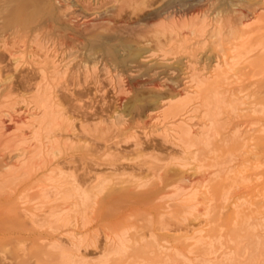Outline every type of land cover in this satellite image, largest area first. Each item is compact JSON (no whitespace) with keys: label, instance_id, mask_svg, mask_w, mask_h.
<instances>
[{"label":"bare ground","instance_id":"1","mask_svg":"<svg viewBox=\"0 0 264 264\" xmlns=\"http://www.w3.org/2000/svg\"><path fill=\"white\" fill-rule=\"evenodd\" d=\"M21 1L24 2L23 4H25V6L19 5ZM157 1L158 0H154L152 2L156 3ZM123 2L124 0H79L71 5L68 0H0V55L2 54L3 56V54H5L9 61L13 63L12 67L15 70L24 65L32 67L30 73L32 77L30 75V77H28L30 70H19L16 80L22 83L23 87L24 85L26 86V89L30 92V101L34 106V111L41 116L38 120L28 122L23 121L22 118L20 120L13 119L9 124L4 125L0 122V150L3 148L1 145L2 138L10 133L13 128L18 132L23 129H34L30 137V141L34 146L33 151L28 150V147V149H24V142L18 143L14 148L16 152L14 158L23 159L20 169L21 172L11 169L10 166L4 162L0 164V167L3 169L0 173V192L6 190L13 191L20 178H24V180L28 181L32 177L33 179L35 177L36 181L33 186H30V189L34 193L31 196L30 202L34 203V208L32 212L24 211L31 225L29 226L36 229H45L50 235H54L56 232L59 233L60 229L72 230L66 232L64 240L57 239L44 243L42 254L45 257L46 264H125V260L137 259L139 257V255L138 257H131L133 255L131 254L128 258L129 251L134 249L137 242L135 243L127 238V234L129 233L120 227L117 229L112 228L108 234H105L102 247L97 245V239L95 237L89 238L86 234L75 233V230L84 232V230L91 226L92 220L90 212L92 211V207H94L92 206V200L97 195H101L108 188V185V189H110L111 185L109 183L111 182V178L107 176L89 177L90 185L88 188L83 189L84 187H81L76 179L62 173L58 169L48 168L45 161V164L44 162H42V164H37V160L42 156L40 146L43 144V141L48 142L49 153L52 156H56L61 150H69L71 148L78 150L82 149L80 146L81 141L76 139L77 137L75 138L73 133L74 126L70 124V120L66 116V107L68 110L70 106L72 110L73 108L75 111L77 110V114L79 113L80 116H78L82 120L79 129L80 134L97 138L101 136L104 137V135L110 132H116L119 135H123L124 132H130V130L124 127L125 122L121 115L115 110L104 116L98 114V112L96 114V112L93 111V113H87L82 106H76L75 103L78 102V100L82 101V99H79V97L75 99L79 95L74 97L75 93H72V87L78 86L79 83L76 82L77 84L75 85L71 77L68 80L70 73H68L70 69L68 65L73 62L78 55L80 56L82 54L81 50L84 51L85 49L91 50L92 48H96L103 60L101 65L103 66L104 64L103 67L105 69L106 67H110L113 70L115 69V74H117V68H119L120 61H122L124 57L128 58L127 64L145 66L151 69L153 67L147 64L148 61L141 60H146L147 57H149L147 54H155L157 55L156 60L163 67L167 65V62L172 60L168 57L173 56L176 51L181 50L183 46L191 40L198 41L212 38L225 39L224 48L214 57L211 70L202 73L203 71L198 69L197 64L191 60L193 56L188 55V60L182 64L183 69L181 75H183V78H181L180 83L182 87L181 91L173 92L167 97L170 101L169 104H164L165 99L160 97L161 99L158 98L157 102L155 101L156 103L144 108L145 112H149L168 107L173 112V115H171L172 117H170L174 120L172 123L164 122V120L154 121V127L158 137L165 143H169L172 146L171 152L174 153L171 158V163L175 168L173 170L175 173V181L172 179V185L165 186V184V187L163 186L164 188L156 194V197L159 196L157 200L165 202L163 203L165 214H162L159 218V227L160 231L166 232L168 230L167 222H165L166 220L176 224H185L188 221H197L198 219L196 212L199 205V191L205 188V186H203L204 182L199 180V175L202 174L200 170L203 167L201 166L202 164H199L202 159L199 158V153V156L195 154V156L193 155L190 159L187 156L192 149L202 148V150L206 151L209 149L213 138L212 132L216 129V119L222 114L224 106L226 107L225 110L230 113H235L236 111L235 107L237 106V101L232 95L227 97L225 93H221L219 91V88H221L220 85L223 84L227 80V76L237 68L246 69L256 67L258 73L264 71V0H167L166 3L160 7H150L149 5L153 6L154 4L149 3V5H145V7L140 10H135V8H133L132 11L129 12L122 9ZM134 2L137 6H140L141 3L142 5L147 4L143 0H134ZM216 2L225 10L222 16L209 13L210 7H213V4ZM72 7L79 8V10L77 11L76 9V11H71ZM118 34L138 36L147 34L157 42V45L150 49L147 48L149 42L145 41L142 47L133 50L129 44L124 43V41L117 36ZM23 43H27L25 46H27L26 51H30L29 55L27 53L28 51L22 52L20 50H15L19 44ZM3 60L6 59L0 57V66L3 64ZM26 60H29L30 63L28 64ZM82 60L80 59V61ZM86 64L87 63L83 60L81 67H77L75 72H73L76 74L81 70L84 72L83 74L86 75L90 72V70L86 69ZM153 64L157 63L153 62ZM160 65H157V67H160ZM96 66H98L97 63L94 64L92 70H94ZM0 69H2V67H0ZM130 69L129 67L128 70ZM257 70H255L254 73H256ZM108 72L111 73V71ZM149 72H152V69ZM11 80L12 78H0L2 93L3 91H8L10 93L14 83ZM112 81H114V79L111 78L110 82ZM151 90H153V88H151ZM153 96L154 94L152 97ZM199 97L202 99L201 106L204 110L201 116L202 123L198 125L199 128L194 131L196 123H193L194 117L191 115L193 112H191L189 108ZM260 105L259 107L254 106L252 110L254 115H264L262 107L264 105H261L262 108H260ZM28 112L29 110L27 109L24 114ZM29 115L31 116V114ZM257 120L259 119L257 118ZM259 134H264V128L261 127L257 130V135ZM143 136L147 138L148 134L143 132ZM130 137L136 139L134 143L135 149L139 148L141 139L139 134L132 133ZM234 139L231 144L238 141ZM254 140L258 141L257 137H255ZM227 142L225 140L223 143L226 144ZM222 148L225 149L223 146ZM234 148H236V146ZM224 149L219 150L223 151L220 152L221 154H225V151L227 154V149ZM241 150H239L240 153ZM206 151H204V153L207 154ZM202 153L203 151L201 155L204 160V155L206 154L203 155ZM214 153H216V151H214ZM216 154L219 155V153ZM207 156L209 160L211 155ZM112 157L113 156H111L108 151H105L103 158L106 161H109ZM214 158H212V160ZM255 158L258 159V162H256L258 164L253 163L257 165L253 167H256V171L258 170L256 176L261 179L258 185L257 195L262 202V200H264V153L261 156H255ZM208 160L205 159L206 162L203 161V163L207 165L206 163ZM189 161L196 162L198 165L189 168L191 167ZM231 162V156L215 160V163L212 165V168L216 169L214 178L217 179L216 176H222ZM138 168L140 171L144 168L148 171L151 170L146 163L139 165ZM39 170H45V174L36 177ZM125 170L127 171V169ZM191 171L192 175L190 176L194 177L193 180L196 181V183H193L190 177L185 176L187 172ZM241 174L242 171H228L227 175L231 176L230 178L226 176L227 179L225 182L229 183V185L220 189L221 192L216 194L217 201L226 202L230 199L231 189H233L236 184L238 185L243 182V174L242 176ZM119 177L124 178L131 176L123 172ZM133 178L136 179L137 182L138 180L145 181L138 184L134 190L144 189V187L150 185L149 179L147 180L148 176H133ZM216 181L217 180H215L214 184ZM223 181L224 180H222V182ZM128 182H133L132 178L129 179ZM133 185L134 184H132V187ZM219 185L217 182L216 187H220ZM214 186L215 185H213V187ZM166 188H169L170 191H165ZM16 189L17 188H15V190ZM218 189L217 192L220 191ZM153 191L155 190H152V193ZM214 192V189H212L211 193ZM132 193L133 195L149 196H146L147 193L144 192V190L143 192ZM149 193L150 192H148V194ZM28 197H26L27 200H29ZM213 202L211 201V205ZM216 203L217 202H215V205ZM211 205H206L203 214L204 218H208L216 213L213 208L214 204L213 206ZM234 208L237 211L236 215H238L240 213L238 212L239 210H237L239 209L238 205H235ZM240 219L239 215L236 216L235 223L237 221L240 223ZM244 219H242L243 222H241L243 223V228L245 227L244 222H246ZM147 224H149V222ZM189 225H191V223ZM247 227L248 224L245 228ZM250 230L248 231L250 232ZM202 233L203 231L201 230L192 231L191 235L185 236V240L191 242L190 250L202 248L205 250V253L201 256L207 257L213 254L211 251L214 250L213 246L216 244L212 245L215 243L214 240V243H212V238L208 239L204 237ZM245 234L248 235L247 232ZM245 234L243 235L245 236ZM247 239H249L248 236ZM246 241L248 242L247 245H249V241ZM8 244L10 245V243ZM152 244L151 246H153ZM257 245L256 247L254 245L255 248L252 247V249H247L245 252V261L248 262H244L245 264H250L256 260L257 254H259L257 251L260 250H256ZM250 246H253V244ZM9 249L7 245L4 246V244L2 245L0 243V262L4 261L5 257L10 253ZM242 249L245 250V248ZM21 252L23 251L21 250ZM242 253H244V251ZM89 254L98 256L96 258H90ZM239 254L240 253H238L237 256H239ZM200 263L208 264V259L202 262L200 260ZM131 264L157 263L153 262L152 259H146L145 261L133 262Z\"/></svg>","mask_w":264,"mask_h":264},{"label":"rangeland","instance_id":"2","mask_svg":"<svg viewBox=\"0 0 264 264\" xmlns=\"http://www.w3.org/2000/svg\"><path fill=\"white\" fill-rule=\"evenodd\" d=\"M76 1L79 0H68L71 5ZM143 1L147 4L142 5L141 3L140 6H137L134 0H124L122 3V9H125L127 12L132 11L133 8H135V10H140L145 7V5H149V3L154 4L153 6L149 5L150 7L156 8L164 5L167 0H158L156 3L152 2L154 0ZM23 3L24 2L21 1L19 5L25 6ZM76 9L77 11L79 10V8L72 7L71 11H76ZM224 12L225 10L217 2L213 4V7H210L209 11L210 14L213 13L218 16H222ZM117 36L122 39L124 43L129 44L133 50L142 47L145 41L149 42V46L147 48L151 49V47L153 48L157 45V42H155L147 34L141 36L118 34ZM23 44H19L15 50L25 52L27 47L25 45H27V43ZM224 44V38H212L198 41L191 40L190 42L186 43L181 50L176 51L173 56L168 57L172 60L167 62V65H164L163 67L156 60L157 55L147 54L149 57L145 55L147 59L141 61H148L147 64L153 67L151 68L152 72H149L151 69H148L145 66L127 64L128 58L124 57L122 61H120L119 68H117L118 71L116 70L118 73L115 74V69L113 70L110 67H106L105 69L103 67L104 64L103 66L101 65L103 60L96 48H92L91 50L85 49L84 51L81 50L82 54L80 56L78 55L77 58L68 65L70 68L68 70V73L70 72L68 80L71 77L73 78L72 82L75 83V85L79 83L78 86L72 87V93H75L74 97L79 95L75 99H78V97L79 99H82V101L78 100V102L75 103L76 106H82L87 113L96 112L97 114L98 112V114L104 116L115 110L119 115H121L123 121L125 122L124 127L130 130V132H124L123 135H119L116 132H110L109 134L104 135V137L101 136L97 138L90 135L80 134L79 129L82 120L79 117V113L77 114V110L75 111L74 108L72 110V107L70 106L68 110L66 107V116L69 118L70 124H73L74 126L73 133L75 138L77 137L76 139L81 141L80 146L82 149L78 150L71 148L69 150H61L56 156H52L49 153L48 142L43 141V144L40 146L42 156L37 160V164H42V162L45 161L48 168L58 169L62 173L68 176L70 175L76 179L77 183H80V186L84 187L83 189L89 187V177L107 176L111 178L110 181L112 183H109L111 185L110 189H108V185V188L101 195H97L92 200V206L94 207H92V211L90 212V217L92 220L91 226L84 230V232L75 230V233L86 234L89 238L95 237L97 239V245L102 247L105 234H108L110 229H117L119 227L124 229L127 233H129L127 234V238L134 241L135 243L137 242V245L134 247V249L129 251L128 258L131 256V254H133L131 257H138L139 255V259L125 260V264L141 262L145 261L146 259H152L153 262H156L157 264H202L200 263V260L202 262L203 260L207 261V259L208 264H238V262L239 264H245L248 263L245 261V252L247 249L250 250L252 247L255 248L257 244L256 250L260 249L257 251V253H259L257 254L258 260L256 257V260L252 263L264 264V200L261 202L260 197L257 195L259 188L258 185L260 184L261 179L256 176L258 170L256 171V167H253L257 166L256 164H258L256 163L258 162V159H256L255 156H261L264 153V136H261L264 134L257 135V130H259L261 127L264 128V115L259 116L252 113L254 106L259 107L260 104L264 105V71L258 73L256 67L246 69L237 68L235 70L236 72H231V74L227 76V80L220 85L221 88H219V91L221 93H225L227 97L232 95L237 101V106L235 107L236 111L235 113H230L225 110L226 107L224 106L222 109V114L216 119V129L214 132H212L213 138L211 140L209 149L207 151L202 150V148L192 149L187 156L190 159L193 155L195 156L196 154V156H199L200 154L199 158L202 159L201 163L199 164H202L201 166H203L200 170L202 174L199 175V180L204 182L203 186H205V188L199 191V205L196 212V216L198 217L197 221H188L189 223L176 224L166 220L165 222H167L168 228L167 232L160 231L159 227V218L162 214H165V207L163 204L165 202H160V200H157L159 196L156 197V194H158L159 191L165 186L172 185V179L175 181V173L173 171L175 168L171 163V158L174 154L171 152L172 146L169 143H165L158 137L154 127V121L164 120V122L172 123L174 120L170 117H172L171 115H173V112L168 107L149 112H145L144 108L148 105H153L156 103L158 98L165 99L164 104H169L170 101L167 97L173 92H177L179 90L181 91L182 87L180 83L181 78H183V75H181L183 69L182 64L188 60V55H192L193 57L191 60L197 64V68L202 70V73H206L208 70H211L214 57L220 50L224 48ZM29 52L30 51L27 52L28 55ZM0 57H2V59H6L2 61L3 64L0 66L2 67V69H0V78H12L11 81L14 82L10 93L8 91H3L2 93V89L0 88V122L4 125L9 124V122L13 119L20 120L22 118L23 121L26 122L40 119V114L34 111V106L30 101V92L26 89L25 85L23 87V84L17 82L16 80L19 70H30L28 73V77H30L32 67L24 65L23 67L15 70L12 67L13 63L9 61L5 54H3V56L1 54ZM80 59H83L84 62L87 63L86 69L90 70V72L86 75L83 74L84 72L81 70L76 74L74 73L77 67H81L83 60L80 61ZM26 62L28 64L30 63L29 60H26ZM153 62L157 64H153ZM95 63H97L98 66L92 70V67ZM157 65H160V67H157ZM129 67L131 68L130 70H128ZM255 70H257L256 73H254ZM108 71H111V73ZM111 78L114 79V81L110 82ZM151 88H153L154 91L151 90ZM153 94L154 96L152 97ZM201 105L202 99L199 97L189 108V110L191 109L190 111L193 112L191 114L194 117L193 123H196L194 131L197 130L199 128L198 125L202 123L201 116L204 109ZM261 105L260 108L263 107L264 110V106L261 107ZM27 109L29 112L24 114L25 110ZM29 114H31V116ZM257 118L259 120H257ZM32 131H34V129H23L22 131H19V133L15 128H13L10 133L2 138L1 145L3 148L0 150V164L4 162L10 166L11 169L21 172L20 169L23 159L14 158L16 154L14 148L18 143L24 142L25 145L23 148H29L28 150L33 151L34 146L30 141ZM143 132L148 134L147 138L143 136ZM132 133L139 134V137L141 138L140 146L142 143L141 147L139 146V148L135 149L134 143L136 139L130 137ZM255 137H257L258 141L254 140ZM233 139L235 141L238 140L241 143L237 141L238 144L240 143L239 145L237 142L231 144L233 143ZM225 140L226 142L228 141L226 144L223 143ZM221 145L225 147V149L222 148ZM235 146L236 148H234ZM223 149H227V154L226 151L224 152L225 154L220 153L223 151L219 150ZM239 150H241V153ZM105 151H108V153L113 156L109 161H106L103 158ZM200 151H203V155L206 154L204 151L207 152V154L204 155V160ZM214 151L219 153L221 156L214 153ZM207 155H211L209 160L207 159ZM226 156H231L232 162L227 166L223 175L219 177L216 176V179L214 178V175H216V169L212 168V165L215 163V160L227 158ZM212 158L214 159L212 160ZM205 159L208 160L206 163L207 165L203 163V161L206 162ZM143 163H146L151 170L148 171L146 168H144L140 171L138 166L142 165ZM189 163H191V167L189 168L198 165L196 162L194 163L189 161ZM124 168L127 169V171ZM2 170L3 169L0 167V173ZM39 171V174L37 173L36 177L45 174V170ZM228 171H242L243 176L242 174L241 176L243 182L238 185L236 184V186L231 189V195L229 197L230 199H228L226 202L217 201L216 194L221 192L220 189L229 185V183L225 182L227 179L226 176L228 178L231 176L227 175ZM123 172L128 173V176L130 175L131 177H119V175ZM190 175H192V171L185 174V176L190 177L193 183H196V181L193 180L194 177ZM133 176H148L147 180L149 179L150 185L144 187V189L142 188L134 190L138 184L145 181L138 180L137 182ZM131 178L133 182H128V180ZM214 179L217 180L215 184ZM221 179L224 180V183ZM26 181L27 180H24V178L19 179L18 184L15 187L18 190H15L14 188L13 191L6 190L4 192H0V243L2 245L4 244V246L7 245V247L10 248V253L5 257L4 261L0 262V264H46L45 257L42 254L44 243L57 239L64 240L66 232L72 231L71 229H60L59 233L56 232L54 235H50L45 229H36L30 227L31 225L27 220L24 211H33L34 203L30 202V199L34 193L30 189V186H33L36 178L34 177L33 179L32 177L27 182ZM217 182L218 185L222 183L219 185V189L216 187ZM132 184H134L133 187ZM212 184L215 186L213 187ZM212 189H214L215 194L211 193ZM217 189L220 191L217 192ZM143 190L147 193L146 196L149 195L148 197L134 194L136 196L135 197L132 193L143 192ZM152 190H155L156 192L153 191L152 193ZM165 191L168 192L170 190L169 188H166ZM148 192L151 194H148ZM212 196L214 202L212 200ZM26 197H28L29 200H27ZM211 201L213 202L212 205ZM215 202H217V206L215 205ZM209 204L211 206L214 204L215 207L213 206V208L216 213L209 216L208 218H204L203 214L205 212L206 205ZM235 205H238L239 209L237 210H239L238 212L241 213L238 214L241 218V221L239 222H243L242 219L245 218L244 221L246 220V222H244V225L246 227L248 224L249 228H243V223L240 224L238 221L235 223L236 216H238L236 215L237 211L234 208ZM148 222L149 224H147ZM190 223L191 225H189ZM237 228L242 229L238 230ZM200 230L203 231L202 235L204 237L208 239L212 238V243L215 242L212 245L216 244L213 246L214 250L211 251L213 254L207 257L201 256L205 253V250L202 248H194L190 250L191 242L185 240L187 236L192 234V231L194 232ZM248 230H250V232ZM246 232L248 235L245 234ZM243 234H245V236ZM247 236L251 242L253 239V246H250L252 244L250 240L247 239ZM246 240L249 241V245H247L248 242ZM8 243H10V245ZM151 244L153 246H151ZM241 247L245 248V250ZM21 250L23 252H21ZM243 251L244 253H242ZM238 253H240L239 256H237ZM97 256L98 255L89 254L90 258H96Z\"/></svg>","mask_w":264,"mask_h":264}]
</instances>
